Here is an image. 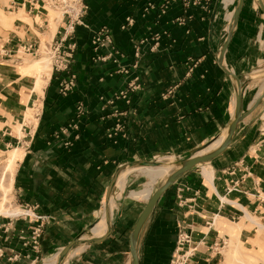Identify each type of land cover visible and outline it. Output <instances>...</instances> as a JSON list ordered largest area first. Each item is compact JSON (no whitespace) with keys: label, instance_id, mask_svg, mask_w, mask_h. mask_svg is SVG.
<instances>
[{"label":"crops","instance_id":"crops-1","mask_svg":"<svg viewBox=\"0 0 264 264\" xmlns=\"http://www.w3.org/2000/svg\"><path fill=\"white\" fill-rule=\"evenodd\" d=\"M13 1V11L22 9L31 23L15 19L1 49L57 37L61 22L51 35L48 24L36 19L40 0ZM166 1L85 0L88 9L76 26L70 69L51 70L35 102V74L0 57V152L14 145L23 150L10 182L11 208L19 212L0 213V264H45L74 238L103 235L107 225L93 235L90 229L105 214L106 191L117 168L155 156L186 157L225 133L236 86L217 53L236 0H208L206 8L169 0L161 13ZM256 7V0L243 1L223 55V65L244 78V110L264 90V74L253 77L264 72V21L255 19ZM102 26L109 31L116 61L92 59L109 52L90 44ZM135 43H140L136 68ZM71 73L75 85L63 96L59 83ZM135 75L139 89L116 98ZM29 103L35 107L34 123L23 121ZM263 112L264 100L240 122L230 147L161 194L136 242L138 264H169L180 226L190 232L195 247L187 264H220L223 255L214 243L222 242L234 244L237 256L244 253L247 259L231 255L242 264H264ZM118 121L122 129L108 136ZM139 173L129 172L119 198L113 189L107 213L115 204L116 209L107 235L86 246L73 245L84 247L61 264H131L130 235L146 202L126 191L136 176L144 182ZM39 222L42 232L33 248L29 236Z\"/></svg>","mask_w":264,"mask_h":264},{"label":"built area","instance_id":"built-area-1","mask_svg":"<svg viewBox=\"0 0 264 264\" xmlns=\"http://www.w3.org/2000/svg\"><path fill=\"white\" fill-rule=\"evenodd\" d=\"M185 5H196L202 8H206L208 5V0H183ZM40 5L38 8L46 9L45 5L50 7L58 8L62 12V16L60 22L62 23L61 29L58 32L57 37L49 38L45 40L44 50L45 54L50 60L51 70L53 72H62L68 71L70 69V65L74 60V52L76 49L75 42V30L76 26L83 23V18L87 13L88 5L85 0H40ZM168 1L164 2L161 13H164L167 6ZM151 4L149 3L147 7ZM8 9L15 10L17 8L16 2L11 0ZM132 19L127 18V24H131ZM178 22H182V19L178 18ZM90 44L94 50L99 48H107L109 52L105 55H94L92 57L93 61L101 60L106 61L108 58H113V55H117V52H112V40L109 34L107 27L102 26L98 29L92 36L90 40ZM23 52L24 55L30 57H37L41 55L43 52L41 50V42H26L22 45H19L13 51H7L4 49L0 50V57H5V59L12 60L15 62L17 59H21L18 56L19 52ZM134 56L135 61L132 66H138V58L140 56V43L134 44ZM112 61H116L113 58ZM120 71L127 72L126 68H121ZM75 74L71 73L67 78L61 79L59 83V93L63 96L67 95L75 85ZM139 89L138 76L135 75L127 82V86L125 90L118 92L115 97L125 98L127 96L128 91H134ZM171 90H168L167 93H170ZM80 110V107H77ZM71 127L77 129L76 124H71ZM123 125L120 121H118L114 128L108 133V136H112L116 134L117 130L122 129ZM65 128L62 130V132ZM182 201V200H181ZM208 223V222H207ZM208 226L210 224L208 223ZM42 232V222H39L30 233V243L33 248H36L39 243V237ZM216 248L223 246L226 242H222L221 244L214 243ZM192 245V237L190 232L186 230L185 227L180 226L177 238L175 242V248L173 250L170 263L169 264H187L189 258L193 255L195 250Z\"/></svg>","mask_w":264,"mask_h":264},{"label":"water","instance_id":"water-1","mask_svg":"<svg viewBox=\"0 0 264 264\" xmlns=\"http://www.w3.org/2000/svg\"><path fill=\"white\" fill-rule=\"evenodd\" d=\"M244 0H237L236 6L232 12L230 22L227 28V34L224 43L222 44L221 48L219 49L217 53V58L219 65L223 69V71L229 75L235 82V107H234V112L233 115L228 122L225 130V136L221 140V142L215 146L214 148L208 149L209 144L206 146L202 147L201 149H198L196 152L190 154L189 156L186 157H178L175 158L169 162H167L168 165L173 167V170L163 178L160 183L157 185L155 190L151 193V195L147 198L146 203L144 205V208L142 212L140 213L138 219L135 222V225L133 227V230L130 235V254H131V264H138V258H137V253H136V242L139 236V233L141 231V228L145 221L147 220L150 212L152 211L156 201L158 198L161 196V194L168 189L173 183H175L182 175L187 173L189 170L193 169L196 166L199 165H204L206 163L211 162L214 158H216L218 155H220L222 152H224L228 147L231 146L235 134L237 131V127L240 124V122L249 114L251 113L260 103L262 100H264V90L263 92L255 98L253 103L246 109L244 110L243 107V102H242V89L243 85L240 82L239 76H237L233 71L229 70L223 65V55L225 53V50L227 48V45L229 43V40L233 34L234 28L237 23V18L239 15V12L241 10L242 4ZM260 9L262 10L264 14V1L263 0H256ZM263 73H257L253 74V77L259 76ZM160 164L159 161L157 160H136L129 162L123 166H120L119 168L116 169V171L113 174V177L109 183V186L106 191L105 195V202L109 199L114 185L115 181L117 179L118 174L126 169V168H131V167H140V166H156ZM106 222H107V228L105 233L102 236L95 237V236H90L86 239H81L80 236L74 238L70 242H68L59 252H58V257H57V262L56 264H61V261L65 258L69 250L73 247V245L77 243H95L100 240H102L107 233L109 232L111 228L110 224V217L109 215L106 216Z\"/></svg>","mask_w":264,"mask_h":264},{"label":"bare ground","instance_id":"bare-ground-1","mask_svg":"<svg viewBox=\"0 0 264 264\" xmlns=\"http://www.w3.org/2000/svg\"><path fill=\"white\" fill-rule=\"evenodd\" d=\"M236 2H237V0L234 3V8L236 6ZM225 4H229V2H226ZM234 8H233V10H234ZM21 12H23V10L22 9H19L17 11V15L18 14H21ZM0 16H3V17H1V19L2 18H7V16L4 15L3 13H1V12H0ZM59 16L61 18L62 12H61V14L59 13ZM53 17H51L52 18V22L50 23V26H51V28L53 30H55L56 29V26H57V23L60 20V18L59 17H55V16H53ZM230 18H231V16H230ZM230 18H229L228 23H227L228 25H229V22H230ZM225 38L223 40V43L225 41ZM23 67H24V71L25 72L35 74V80H34V85L35 86H33L34 87V90L32 92V96L38 94L39 92H41V88L45 84V82H46V80H47V78L49 76V70H48V67H49V59L47 57H42V58H38V59H29V60L27 59L25 65ZM243 80H244V78L243 77L242 78L240 77V82H242ZM258 93H260V92H258ZM257 96H258V94L256 95V97ZM26 114H27V112H26ZM25 119L26 118L24 116L23 121H25ZM224 136H225V133L222 134V135H220L219 137H217V139H215L214 141H212L209 144L208 149L214 148L215 146H217L221 142V140L224 138ZM20 150H21L20 148H12L9 151V158H8V160L10 162L11 161H15L22 154V152ZM175 158H176V156H173V155L155 156V157L151 158L150 161H152V160L159 161L160 164H158L156 166H140V167H135V168L133 167V169H130L129 168V169L122 170L124 172L121 171L118 174L117 179L115 181L114 188H113L115 190V192L117 193V196H118L117 198H119L122 195V192L125 189V183H126V179H127V176L129 174V172L135 170L136 172H138V171L140 172L139 173V176L144 179V182L142 184L139 183V182H137L136 184H134L133 187H130L126 191V195L128 197H130V198L137 199V200H142V201H145L146 202V200H147L150 192L154 189L155 185L157 183H159L163 178H165V176H167L173 170V167L170 166V165H168L167 162H169V161H171V160H173ZM202 166H204V165H202ZM13 173L14 172L11 173V179H10V181L12 180V174ZM0 188H1L2 192L4 193V198H6L7 196L5 197V195L8 192L7 189L5 187H3V185H1ZM108 201H109V199L106 202L104 201L105 214L103 216L99 217L98 220L95 222V224H93L92 228L90 229L92 235L94 234V231L96 232L99 229H101L104 225H107L106 216L109 215V217H110L113 214V212L115 211V209H116V204H115L113 210L108 214L107 213V211H108V207H107ZM112 206H113V204H111L109 206V208H112ZM18 212H19L18 209H13V208L8 209L6 207H3V209H0V213H2V214L3 213L4 214H15V213H18ZM93 236H95V235H93ZM82 238H86V236H82ZM83 245L86 246L85 244H83ZM83 245H79V246H76L74 248H71L69 250L67 256H69V257L71 256L72 257L74 254H77L79 251L81 252V250L83 249L82 248ZM57 257H58V252H54L52 254V257L48 261H46L45 264H56ZM63 264H67V260H66V262H63Z\"/></svg>","mask_w":264,"mask_h":264},{"label":"rangeland","instance_id":"rangeland-1","mask_svg":"<svg viewBox=\"0 0 264 264\" xmlns=\"http://www.w3.org/2000/svg\"><path fill=\"white\" fill-rule=\"evenodd\" d=\"M223 1L224 0H221V3H223ZM9 2H10V0H0V12L7 16V18H2V19H1V17H3V16H0V50H1L2 38L5 39L7 30L13 28V22H14L15 19H18V20L21 19V20H23L25 22L31 23L30 19L26 16L24 11L21 12V14L17 15V11H13L12 9H8L7 6L9 5ZM229 4H230V2H229ZM229 4H225V5L229 6ZM245 4H246V6H248L249 2H245ZM45 6H46L45 7L46 9H40V11H41L40 17H36V19L39 18L41 20L38 19L39 20L38 22L42 21V23L44 22V24H48V27L50 28V33L52 35L54 33V30L50 26V23L52 22V18L51 17L55 16V17H59L60 18L59 13L61 14V10L58 9V8L50 7L48 5H45ZM256 12H257V14L255 15V19L258 22L259 21H264L263 14H262V12L260 11V9L258 7H256ZM222 19H223L222 21L225 22L223 17H222ZM59 23H60V20L58 21L57 24H59ZM227 23H228V21H227ZM257 38H258V36H257ZM48 39H49V36H47L46 38L41 37V50H42L43 53L41 55L37 56V57H30V56L24 55L23 52L20 51L18 53V56H20L21 59H17L14 62L15 65L17 66V68H18V65L20 67L24 66L26 61H27V59L29 60V59H38V58H42V57H47V55L45 54V50H44V43L46 42L45 40H48ZM261 48L264 49L263 38H262V46H261ZM21 61H22V63H20ZM48 70H49V74H50V71H51L50 60H49ZM40 94H41V92H39L36 95L31 96L32 97V102H35ZM32 106H33L32 103H29L28 109H27V114L25 113V118H26L25 121H28L29 123H34L35 122V119H34V117L32 115V111L35 109V107H32ZM21 122H23V121L21 120ZM17 128H18V126H17ZM12 148H20V147H16V145H14V146H11V147L7 148V151L0 152V186L3 185V187H5L7 189V191H8L6 193V195H5V197L7 195H10L9 197L4 198V193L2 192V190L0 188V209H3V207L11 209V207H14V205H15L14 202H13L12 196H11V188H10V182L11 181H10V179H11V173L14 172V169H15L16 160L19 157L15 161H11L10 162L8 160L9 151ZM20 151L22 152L23 150L21 149ZM13 174H12V178H13ZM136 174H137V172H136ZM134 177H135V173H132V175L130 174L129 175V180H133ZM137 181L138 180H137V176H136L135 184L137 183ZM219 250H220L221 254L223 255L222 261H221L220 264H242L237 259L238 258L247 259L245 257V255H244V253H242V252H240L238 254V256H237V254L235 253L236 248H235L234 244H230V245L228 243L224 244L223 246L220 247ZM232 254H234L237 257V259L231 258ZM247 263L249 264L251 262L247 261ZM255 264H258L256 262V260H255Z\"/></svg>","mask_w":264,"mask_h":264}]
</instances>
